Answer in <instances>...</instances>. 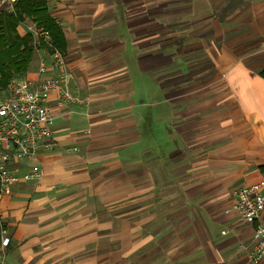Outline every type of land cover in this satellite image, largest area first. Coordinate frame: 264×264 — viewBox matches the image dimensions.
I'll return each instance as SVG.
<instances>
[{
    "label": "crops",
    "instance_id": "obj_1",
    "mask_svg": "<svg viewBox=\"0 0 264 264\" xmlns=\"http://www.w3.org/2000/svg\"><path fill=\"white\" fill-rule=\"evenodd\" d=\"M45 3L78 101L47 96L51 139L19 165L42 178L0 204L5 264H264L234 209L264 181V0Z\"/></svg>",
    "mask_w": 264,
    "mask_h": 264
},
{
    "label": "built area",
    "instance_id": "obj_2",
    "mask_svg": "<svg viewBox=\"0 0 264 264\" xmlns=\"http://www.w3.org/2000/svg\"><path fill=\"white\" fill-rule=\"evenodd\" d=\"M19 0H0V12L7 10L15 13ZM23 34L34 39L36 52L43 54L39 60V77L36 80L17 78L6 86L0 97V204L4 197L22 179L39 180L43 173L37 169L21 176L20 164L32 160L40 148L47 145L52 136L54 118L51 115L47 96L57 92L63 103L77 102L71 94V73L65 56L51 42L49 32L35 21L20 22ZM43 45V46H42ZM51 62L54 76L41 80L47 71L45 59ZM76 150V149H74ZM264 181L244 186L236 193L234 209L243 221L254 225L253 258H264ZM8 237H3L0 249V264H5Z\"/></svg>",
    "mask_w": 264,
    "mask_h": 264
},
{
    "label": "trees",
    "instance_id": "obj_3",
    "mask_svg": "<svg viewBox=\"0 0 264 264\" xmlns=\"http://www.w3.org/2000/svg\"><path fill=\"white\" fill-rule=\"evenodd\" d=\"M28 20L43 26L49 32L53 45L64 55L57 40L60 36L58 25L49 17L45 0H19L15 13L0 12V86L12 78L23 76L32 61L35 51L33 36L27 34L20 38L15 33V27ZM260 75L264 79V70Z\"/></svg>",
    "mask_w": 264,
    "mask_h": 264
},
{
    "label": "rangeland",
    "instance_id": "obj_4",
    "mask_svg": "<svg viewBox=\"0 0 264 264\" xmlns=\"http://www.w3.org/2000/svg\"><path fill=\"white\" fill-rule=\"evenodd\" d=\"M15 33H16L20 38H24V37H25V34H23V31H21V29H20L19 26H16V27H15ZM36 53H37V52H36V50H35L34 53H33V56H32V61H31L29 67L27 68V70H26V72L24 73L23 76H21V77H16V78H12L11 80L7 81L5 84H3L2 86H0V87H2V88L0 89V97H2V96L4 95V88H5L6 85H8V83H10L12 80L17 79V78H25V79H30V78H31L30 74L32 73V71H31L32 68H30V67L32 66L31 64H33V63H32L33 60H36V61H37V55H36ZM34 62H35V61H34ZM36 68H37V67H36Z\"/></svg>",
    "mask_w": 264,
    "mask_h": 264
}]
</instances>
